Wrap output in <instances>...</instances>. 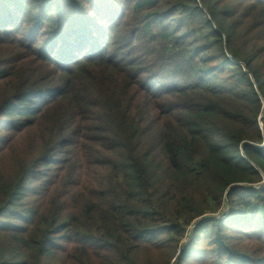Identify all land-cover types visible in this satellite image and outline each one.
Listing matches in <instances>:
<instances>
[{"label":"trees","instance_id":"trees-1","mask_svg":"<svg viewBox=\"0 0 264 264\" xmlns=\"http://www.w3.org/2000/svg\"><path fill=\"white\" fill-rule=\"evenodd\" d=\"M0 264H264V0H0Z\"/></svg>","mask_w":264,"mask_h":264},{"label":"rangeland","instance_id":"rangeland-1","mask_svg":"<svg viewBox=\"0 0 264 264\" xmlns=\"http://www.w3.org/2000/svg\"><path fill=\"white\" fill-rule=\"evenodd\" d=\"M223 210H224V213H225L227 209H225V207H224V209H223ZM222 216H224V215H222Z\"/></svg>","mask_w":264,"mask_h":264}]
</instances>
